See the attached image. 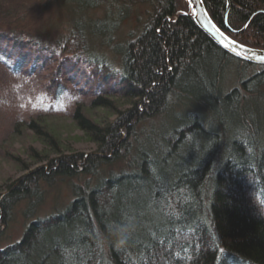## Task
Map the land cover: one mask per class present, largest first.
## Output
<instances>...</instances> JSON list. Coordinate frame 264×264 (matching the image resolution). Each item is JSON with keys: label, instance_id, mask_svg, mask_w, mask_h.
Instances as JSON below:
<instances>
[{"label": "trees", "instance_id": "1", "mask_svg": "<svg viewBox=\"0 0 264 264\" xmlns=\"http://www.w3.org/2000/svg\"><path fill=\"white\" fill-rule=\"evenodd\" d=\"M157 1L145 28L121 45L119 65L88 52L85 28L56 47L0 28L8 77L0 78V96L7 85L9 109L39 112L17 117L16 128L36 132L43 157L58 153L0 186V234L39 181L91 176L72 185L64 209L0 246V264H264V105L256 101L264 64L246 77L256 63L221 47L187 0ZM204 1L232 37L264 48V0ZM232 61L242 65L241 86L225 92L221 74ZM179 95L203 110L179 114L168 132L146 130ZM64 96L94 150L61 153L64 137L43 115L63 109Z\"/></svg>", "mask_w": 264, "mask_h": 264}, {"label": "rangeland", "instance_id": "2", "mask_svg": "<svg viewBox=\"0 0 264 264\" xmlns=\"http://www.w3.org/2000/svg\"><path fill=\"white\" fill-rule=\"evenodd\" d=\"M93 3L94 0H0V28L25 32L41 43L53 47H56L63 37L65 39L73 28H85L89 37L88 52L106 57L115 65H119L122 58L121 45L145 28L156 12L158 1L101 0L94 6ZM113 25L115 26L112 27ZM104 29L107 31H103ZM241 66V63L236 61L225 65L221 74V86L225 92L241 86ZM261 69L262 64L259 63L248 66L246 77ZM2 72L0 71V78L5 81L8 77ZM253 89L256 90L255 87ZM259 89L264 93V84ZM7 93L13 92L8 90L6 85L0 96V186L3 190L18 177L47 163L50 157L58 154L48 149L46 152L49 155L43 157L45 145L36 137V132L25 126L21 127L24 128L22 131L16 128L17 117L31 119L37 117L39 112L9 109L10 103L4 102L8 100L4 98ZM70 98L64 96L62 99L63 109L59 108V111L53 114L44 113L43 116H46L64 137L61 153L90 152L97 144L89 139L75 122L71 110L76 104L70 103ZM91 100L92 97H85L84 101L88 103ZM256 101L264 105V95L257 92ZM187 110L201 111L203 108L180 95L174 96L169 109L145 121L146 130L158 133V129L168 132L174 126L176 116L182 114V118L186 119ZM260 113V117L264 119V107L260 109ZM90 177L80 173L77 177L57 176L52 181H39L35 187L38 193L22 196L14 204L10 220L0 234V246L6 247L19 240L25 228L38 217L64 209L66 203L74 197L72 185L76 182L83 183ZM50 239L53 241L52 236Z\"/></svg>", "mask_w": 264, "mask_h": 264}, {"label": "water", "instance_id": "3", "mask_svg": "<svg viewBox=\"0 0 264 264\" xmlns=\"http://www.w3.org/2000/svg\"><path fill=\"white\" fill-rule=\"evenodd\" d=\"M187 2L189 13L221 47L240 58L264 64V48L247 45L232 37L211 16L204 0H187ZM229 6L230 0H228Z\"/></svg>", "mask_w": 264, "mask_h": 264}, {"label": "clouds", "instance_id": "4", "mask_svg": "<svg viewBox=\"0 0 264 264\" xmlns=\"http://www.w3.org/2000/svg\"><path fill=\"white\" fill-rule=\"evenodd\" d=\"M122 242V241H121Z\"/></svg>", "mask_w": 264, "mask_h": 264}]
</instances>
